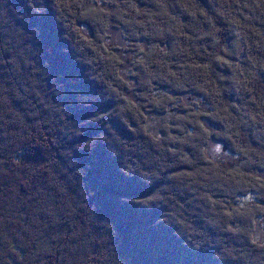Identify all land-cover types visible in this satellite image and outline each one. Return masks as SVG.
Returning <instances> with one entry per match:
<instances>
[{"label": "clouds", "instance_id": "1", "mask_svg": "<svg viewBox=\"0 0 264 264\" xmlns=\"http://www.w3.org/2000/svg\"><path fill=\"white\" fill-rule=\"evenodd\" d=\"M26 7L51 12L62 52L96 91L66 94L47 62L31 58V34L0 10L8 54L0 64L11 66L0 80V264H121L115 230L97 217L86 170L73 159L97 144L121 176L148 189L120 201L155 206L154 224L181 247L215 264H264V0ZM97 104L106 110L72 120V109ZM87 124L102 130L69 145ZM37 149L42 159H33Z\"/></svg>", "mask_w": 264, "mask_h": 264}, {"label": "trees", "instance_id": "2", "mask_svg": "<svg viewBox=\"0 0 264 264\" xmlns=\"http://www.w3.org/2000/svg\"><path fill=\"white\" fill-rule=\"evenodd\" d=\"M0 10H7V15L15 24L22 28L24 33L31 34L32 39L24 41L25 44L31 45L32 51L36 53V56L31 58L36 59L37 67L43 68L47 62L46 70L61 78L65 83L66 94H70L73 88L89 95L96 91L95 85L83 77V67L73 63L71 56L62 52L67 44L60 38V29L53 21L51 12L46 16L31 15L26 7V0H0ZM13 11L16 16L23 18L17 19L12 15ZM2 27L4 25H0V29ZM33 29H36V32H33ZM3 35L0 30V39H3ZM7 55L0 50V57L6 59ZM5 67L11 66L0 64V80L7 75L4 72ZM69 80L77 82L69 84ZM48 86L51 87V84ZM53 99L57 97L53 96ZM106 108L107 105L104 104L93 105L90 109L74 108L71 110V118L79 122L87 119L93 112L104 111ZM208 123L211 127H218L211 121ZM112 126L121 135L129 136L115 120L112 121ZM101 130L102 127L97 124H87L82 136L67 143L70 145L85 141ZM225 147L227 148V145ZM33 159H42L38 149ZM73 159L77 167L86 170V184L94 193L89 203L95 204L97 217L106 219L115 230L113 243L116 245V254L121 264H215L209 259L210 253L203 250L189 251L181 247L168 228L163 224L155 225L154 222L160 215V210L155 206L145 208L139 204L120 201L122 195L129 198L138 197L148 189L136 178L121 176L116 170L115 161L102 144H97L91 152H74Z\"/></svg>", "mask_w": 264, "mask_h": 264}, {"label": "rangeland", "instance_id": "3", "mask_svg": "<svg viewBox=\"0 0 264 264\" xmlns=\"http://www.w3.org/2000/svg\"><path fill=\"white\" fill-rule=\"evenodd\" d=\"M41 35V34H40ZM5 58H7V56H5Z\"/></svg>", "mask_w": 264, "mask_h": 264}]
</instances>
